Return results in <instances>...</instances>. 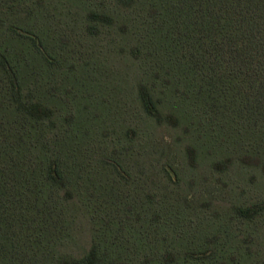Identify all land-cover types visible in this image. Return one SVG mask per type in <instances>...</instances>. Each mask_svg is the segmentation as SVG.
Wrapping results in <instances>:
<instances>
[{
  "label": "trees",
  "instance_id": "trees-1",
  "mask_svg": "<svg viewBox=\"0 0 264 264\" xmlns=\"http://www.w3.org/2000/svg\"><path fill=\"white\" fill-rule=\"evenodd\" d=\"M61 3L0 0V264H264V0ZM115 29L138 68L119 87L82 52Z\"/></svg>",
  "mask_w": 264,
  "mask_h": 264
},
{
  "label": "rangeland",
  "instance_id": "rangeland-1",
  "mask_svg": "<svg viewBox=\"0 0 264 264\" xmlns=\"http://www.w3.org/2000/svg\"><path fill=\"white\" fill-rule=\"evenodd\" d=\"M48 4H50V11L55 14L67 13V9L72 8L71 12L76 13L77 9L74 8L75 5L70 4V7L67 5H62L61 0H46ZM74 4V3H73ZM66 7V8H65ZM68 17H72L70 14H67ZM72 20H68L71 23ZM64 24V23H63ZM82 25V24H81ZM74 26V23H71V27ZM64 28L67 29L66 26ZM84 29L82 26L77 28V31L81 35H86L83 31ZM118 33V35L116 34ZM69 34V33H68ZM103 35L98 38H93L94 40H85L82 46V52L86 55V57H94L97 60L91 62L90 69L94 73V77L98 78L99 81L101 80H109V82L115 80V86H123L125 84V80H130V84H132L136 78L138 68L133 67L132 63L129 59H127L124 55L121 54L119 49H116L114 46L115 43L119 45H123L122 40L125 38L119 37L121 36V30L115 29L113 31L103 32ZM116 34V35H115ZM90 64V63H89ZM131 77V78H130ZM98 90V89H97ZM96 87L94 89V93H96ZM100 97H102V92L98 90L97 92ZM114 88L110 86L106 93L105 105L101 107L100 113H102V121L108 123V119L110 116L118 115L117 108L115 105L110 104L109 99H113L114 97ZM119 97H127L129 99V93L123 92L121 96V92H117ZM107 100V101H106ZM132 101V97L129 99ZM152 136H154L155 141L160 143V147H157L158 157L163 158V161L168 162L170 166L178 168L182 166L183 156L181 152L176 146L173 145L174 137H176L177 132L174 131L173 127L167 126L163 128H152ZM179 165V166H178ZM189 168V164L186 165ZM202 173H206L205 169L202 168ZM189 176V175H188ZM175 178V176H174ZM188 180V177H187ZM187 180H185L187 182ZM245 180L244 175L236 174L235 182L240 187H243L242 181ZM230 183V181H228ZM230 184H234L230 183ZM186 189L188 193L194 194H205V195H213L219 196L224 198L223 205H227L228 203L226 200L230 198V192L226 191V185L223 182H216L211 177L199 181L197 184H194L191 177L189 176V181L187 182ZM236 187V191L241 192L242 190ZM258 192L255 195L263 194L264 198V191L261 189L257 190Z\"/></svg>",
  "mask_w": 264,
  "mask_h": 264
}]
</instances>
